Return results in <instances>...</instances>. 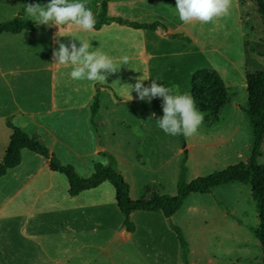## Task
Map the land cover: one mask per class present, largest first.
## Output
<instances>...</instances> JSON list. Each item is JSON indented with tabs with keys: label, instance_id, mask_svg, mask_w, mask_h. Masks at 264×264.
<instances>
[{
	"label": "rangeland",
	"instance_id": "374dc122",
	"mask_svg": "<svg viewBox=\"0 0 264 264\" xmlns=\"http://www.w3.org/2000/svg\"><path fill=\"white\" fill-rule=\"evenodd\" d=\"M159 2V15L152 16L147 11L140 18L148 23L161 21L177 27L178 32L194 37L193 42L179 38L183 44H154L151 47H155L156 55L146 62L129 60L124 65L122 60L115 61L120 70L107 79L110 87L98 97L103 108L96 121L104 123L96 125L91 120L88 125L70 127L61 133L58 130L61 142L53 145L37 137L49 149H54L62 164L73 165L82 177L91 176L96 163L109 164L113 157L115 168L131 186L130 196L134 200H147L156 194L175 195L182 179L190 182L250 158L254 133L246 110V75L248 71L264 69V19L255 0H232L227 15L208 23L192 21L187 24L179 19L176 0ZM127 31L126 28L119 33H108V39L115 43V55L128 54L126 39L134 41L139 37L138 34L129 35ZM199 69L218 72L227 84L230 100L215 114L199 110L204 120L192 137L166 134L156 121H148L152 112L163 116L161 98H155L149 104L140 101L132 92L134 99L129 101L131 91L127 84H135V78L139 76L145 79L159 77V83L173 87L175 92L191 94L192 76ZM18 77L20 79L21 75ZM118 79L121 83L113 84ZM150 83L151 80L145 81L146 85ZM20 101L28 108L29 101ZM21 118L15 113L8 120L17 125ZM1 124L0 120V128ZM25 127L29 130V122ZM261 150L258 162L264 164V142ZM22 158V167L29 168V178L33 169L48 162L45 156L27 149L23 150ZM47 173L49 177H46ZM34 182L67 184L68 179L65 174L48 167ZM100 186L97 194L92 195L102 200V204L97 208L98 233L92 236L91 247L68 249L59 257H66L71 264L185 262L177 234L161 213L133 212L131 220L137 230L127 238L123 232L125 217L118 208L114 186L109 181ZM187 200L173 222L182 229L189 243V264L263 263L262 247L254 231L259 219L250 184L232 181L217 186L211 193H191ZM35 222L34 219L31 227H35ZM10 223L9 237L13 245L7 249H28L19 222L11 220ZM81 239L85 241L84 234ZM43 264L49 263L44 261Z\"/></svg>",
	"mask_w": 264,
	"mask_h": 264
},
{
	"label": "crops",
	"instance_id": "0c3cea01",
	"mask_svg": "<svg viewBox=\"0 0 264 264\" xmlns=\"http://www.w3.org/2000/svg\"><path fill=\"white\" fill-rule=\"evenodd\" d=\"M102 1L88 0L87 7L97 15L101 10ZM37 2L46 4L49 0H37ZM26 3L27 0H0V22L12 20L17 16L32 20L23 9ZM160 10L159 0H111L109 3V17H120L139 23H148L140 18L147 11H150L152 16H157ZM164 25L166 28L149 30L111 21L102 28H93L91 31H84L74 24L62 25L60 35L64 37L59 39L63 42H67L70 37L87 39L92 43L93 50L99 47L100 51L108 54L114 62L121 61L124 56H128L129 60L146 62L156 55L155 47H151L154 44H183L179 38L188 43L193 42L194 37L185 32H178L177 27ZM126 28L129 35L138 34L139 37H135L134 41L132 38L126 39L128 50L125 51L128 54L115 55V43L112 39H108V33ZM58 30L57 26L49 28L37 24L34 30H25L17 34L0 33V120L2 121L0 161L4 157L12 134V128L8 126L7 121H10L9 117L15 113L22 117L20 124L17 125L31 136L46 142L50 141V145L61 142L59 132L66 131L70 127L73 129L84 124L88 125L91 120L96 125L104 123L102 120L96 121L103 108L102 102L94 116L92 105L96 97H102V93L110 87V84L108 81L98 83L86 79H72L71 64L53 63V49L58 45L52 38ZM141 30L142 34L137 33ZM185 37L189 39L186 40ZM19 75H21L20 79ZM19 94H21L20 99ZM20 100L29 101L28 108H25ZM24 115H29V118H24ZM28 122L29 130H26L25 124ZM50 149L54 153V149ZM98 149L107 151L104 147ZM46 159L48 160L46 164L32 170L30 178L29 168L21 165L23 158L21 164L10 169L0 178V264H43L44 261L49 264H71V260L59 257V254H66L68 249L90 248L92 236L98 233L97 208L102 204V200L93 198L92 195L97 194L101 186L72 196L69 193L68 183L34 182L46 168H50V159ZM49 176L50 174L47 173L46 177ZM183 206L172 217V221L180 214ZM152 213L163 215L160 211ZM34 219L36 225L31 227ZM11 220L19 222L28 249H7L13 245L9 237ZM123 227L125 236L129 238L131 232L126 229L124 222ZM82 234L85 235V241L81 239ZM21 252L27 255H21Z\"/></svg>",
	"mask_w": 264,
	"mask_h": 264
},
{
	"label": "trees",
	"instance_id": "16d2710c",
	"mask_svg": "<svg viewBox=\"0 0 264 264\" xmlns=\"http://www.w3.org/2000/svg\"><path fill=\"white\" fill-rule=\"evenodd\" d=\"M111 0H103L100 12L95 15V29L103 25L118 21L127 23L135 28L155 30L166 26L156 21L153 23H139L124 20L120 17H109V3ZM259 13L264 19V0H255ZM29 0H27V3ZM25 9V7L23 8ZM22 14V13H21ZM37 24L33 20L23 19L21 16L4 22H0V33H21L25 30H34ZM189 39V37H185ZM248 104L247 114L252 122L254 141L250 158L247 162L229 165L225 169L216 170L208 175L201 176L186 182L178 183L175 195L156 194L147 200H134L131 198V186L125 177L115 168V159L112 157L109 164H95V171L89 177L80 176L73 165L62 164L57 156L50 151L37 137L29 135L21 127L7 121L12 128V134L2 161H0V178L8 171L22 162V151L24 149L35 152L50 159L51 170L63 173L67 176L69 193L76 196L83 191L99 187L102 183L109 181L115 188L116 201L120 212L124 215V226L130 232L136 228L131 220V214L135 211L157 212L160 211L168 219L171 228L176 232L183 248V258L188 264L187 256L190 252L189 243L182 229L172 221V217L183 206L184 201L191 193H211L213 188L239 181L250 184L252 187V198L256 203L258 212V225L254 228L255 234L260 241L263 251L264 264V164L258 162L262 154L264 142V69L248 71L247 75ZM191 95L195 98L196 107L202 112L215 114L219 112L230 100L229 90L224 78L216 71L199 69L192 76ZM98 97L92 105V115L99 110ZM185 152V151H184Z\"/></svg>",
	"mask_w": 264,
	"mask_h": 264
},
{
	"label": "clouds",
	"instance_id": "9594fccd",
	"mask_svg": "<svg viewBox=\"0 0 264 264\" xmlns=\"http://www.w3.org/2000/svg\"><path fill=\"white\" fill-rule=\"evenodd\" d=\"M88 0H49L41 4L37 0L24 4L26 14L38 25L49 28L57 26L59 30L54 34L53 41L57 48L53 49V63L72 65L70 76L72 79H87L98 83L107 82V79L116 74L118 69L113 58L100 51L99 47L93 50L92 43L87 39L70 37L67 42L59 38L61 26L74 24L84 31H91L96 23L95 14L87 7ZM232 0H176V10L179 19L184 23L198 21L208 23L222 15H227ZM124 65L129 63V57H122ZM135 84L130 86L140 101L151 104L155 98L162 99L163 116L150 113L148 121H156L158 127L166 134H183L186 138L198 132L204 120L203 114L196 107L195 98L189 93H177L173 87H166L156 79L136 77ZM151 80L146 85L145 81ZM121 83L118 79L113 82Z\"/></svg>",
	"mask_w": 264,
	"mask_h": 264
},
{
	"label": "water",
	"instance_id": "95a60500",
	"mask_svg": "<svg viewBox=\"0 0 264 264\" xmlns=\"http://www.w3.org/2000/svg\"><path fill=\"white\" fill-rule=\"evenodd\" d=\"M169 35H172V34H169Z\"/></svg>",
	"mask_w": 264,
	"mask_h": 264
}]
</instances>
